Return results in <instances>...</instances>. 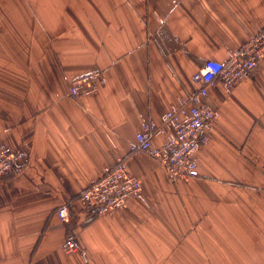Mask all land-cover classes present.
<instances>
[{"label":"crops","instance_id":"obj_1","mask_svg":"<svg viewBox=\"0 0 264 264\" xmlns=\"http://www.w3.org/2000/svg\"><path fill=\"white\" fill-rule=\"evenodd\" d=\"M263 28L264 0H0V143L27 154L0 178V264H264V60L209 88L218 116L198 177L172 180L130 149L199 89L206 61ZM95 72L105 82L74 99L72 82ZM120 159L145 201L85 207L81 193Z\"/></svg>","mask_w":264,"mask_h":264},{"label":"built area","instance_id":"obj_2","mask_svg":"<svg viewBox=\"0 0 264 264\" xmlns=\"http://www.w3.org/2000/svg\"><path fill=\"white\" fill-rule=\"evenodd\" d=\"M264 60V28L251 37L246 44L233 52L224 61L208 60L193 76L200 83L193 94L181 97L156 125L146 122L130 145L132 154L147 153L156 159L172 180H188L199 176L198 154L210 141V131L218 114L205 98L209 88L220 80L227 88H233L251 77ZM105 82L103 73L95 72L75 79L70 87L74 99L87 97L96 92ZM165 136L161 147H154L156 136ZM27 157L26 152L12 149L0 143V178L10 174ZM145 201L142 182L130 175L125 159L118 162L98 180L92 182L80 195L87 208L100 214L123 208L129 199ZM72 202L59 207L57 216L66 223L70 218ZM66 252H76L78 246L73 237L64 244Z\"/></svg>","mask_w":264,"mask_h":264},{"label":"rangeland","instance_id":"obj_3","mask_svg":"<svg viewBox=\"0 0 264 264\" xmlns=\"http://www.w3.org/2000/svg\"><path fill=\"white\" fill-rule=\"evenodd\" d=\"M129 201V200H128ZM128 203V202H127ZM124 208V207H123Z\"/></svg>","mask_w":264,"mask_h":264}]
</instances>
